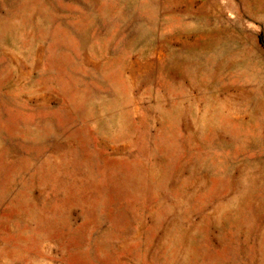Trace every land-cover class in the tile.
Masks as SVG:
<instances>
[{
    "label": "rangeland",
    "instance_id": "obj_1",
    "mask_svg": "<svg viewBox=\"0 0 264 264\" xmlns=\"http://www.w3.org/2000/svg\"><path fill=\"white\" fill-rule=\"evenodd\" d=\"M0 264H264V0H0Z\"/></svg>",
    "mask_w": 264,
    "mask_h": 264
}]
</instances>
